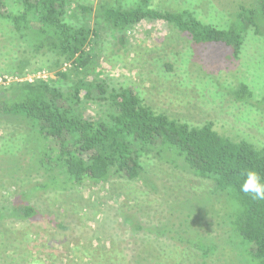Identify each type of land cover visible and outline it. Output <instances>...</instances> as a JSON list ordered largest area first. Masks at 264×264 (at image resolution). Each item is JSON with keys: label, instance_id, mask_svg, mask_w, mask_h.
Segmentation results:
<instances>
[{"label": "rangeland", "instance_id": "obj_1", "mask_svg": "<svg viewBox=\"0 0 264 264\" xmlns=\"http://www.w3.org/2000/svg\"><path fill=\"white\" fill-rule=\"evenodd\" d=\"M134 1L68 0L67 19L96 32L90 49L97 56L89 64L94 73L105 75L117 88H134L149 105L171 117L212 121L220 133L264 144V110L236 100L233 93L247 83L256 99L264 94V39L250 27L235 60L223 44L197 46L173 24L146 20L121 44L119 34L97 18L96 9L103 4L129 7ZM246 1L154 4L162 11L189 7L199 18L226 26ZM6 3L12 10L19 8L17 0ZM29 45V38L12 35L0 20V93L15 81L60 80L56 70L44 66L45 58L31 54ZM21 59L39 69L18 77L13 70ZM71 68L66 63L62 70L73 79ZM85 104L94 117L111 113L108 104ZM42 142L31 121L0 113V264H244L239 241L229 230L237 203L214 181L195 175L176 153H146L145 171L136 181L115 177L107 184L86 182L68 190L62 183L61 190L31 193L32 181L63 179L37 164ZM25 189L44 216L27 220L12 213L15 195ZM139 223L151 228L176 223L191 240L218 244L219 250L204 261L192 246L174 243L160 249L157 240L140 238L144 233L135 227Z\"/></svg>", "mask_w": 264, "mask_h": 264}, {"label": "trees", "instance_id": "obj_2", "mask_svg": "<svg viewBox=\"0 0 264 264\" xmlns=\"http://www.w3.org/2000/svg\"><path fill=\"white\" fill-rule=\"evenodd\" d=\"M7 1L0 0V20L9 25L12 35L29 38L31 54L45 58L44 66L56 70L60 78L15 81L2 87L6 93H0V113L28 119L42 137L39 167L63 177L32 181L30 192L61 190L62 183L65 190L86 182L107 184L115 177L136 181L145 171L142 159L146 153L174 152L195 175L214 181L218 190L237 203L229 230L239 241L240 260L264 264V201L240 191L247 170L264 176V144L220 133L212 121L194 123L171 117L149 105L134 88H117L105 75L94 73L89 64L97 56L90 49L96 32L67 19L68 0H17V10L9 8ZM155 1L135 0L129 7L103 4L96 9V16L119 34L121 44L138 24L162 21L176 26L197 46L223 44L235 60L242 54L250 27L264 39V0L240 3L226 26L199 18L189 7L159 10ZM66 63L72 64L73 79L62 70ZM38 69L30 66L28 59H21L13 71L23 77ZM233 93L236 100L264 110V94L256 99L249 84L242 83ZM85 101L108 104L111 113L94 117L85 109ZM29 194L25 189L15 195L12 213L27 220L44 216L29 201ZM135 227L143 231L141 239L157 240L160 249L165 245L168 250L174 243L192 246L202 252L204 261L219 250L218 244L191 240L176 223L163 228L140 223Z\"/></svg>", "mask_w": 264, "mask_h": 264}, {"label": "clouds", "instance_id": "obj_3", "mask_svg": "<svg viewBox=\"0 0 264 264\" xmlns=\"http://www.w3.org/2000/svg\"><path fill=\"white\" fill-rule=\"evenodd\" d=\"M240 191L249 195L253 200L264 201V176L254 169L242 174Z\"/></svg>", "mask_w": 264, "mask_h": 264}]
</instances>
